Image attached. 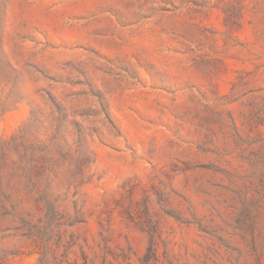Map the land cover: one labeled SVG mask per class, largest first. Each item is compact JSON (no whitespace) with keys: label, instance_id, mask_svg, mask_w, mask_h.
Masks as SVG:
<instances>
[{"label":"rangeland","instance_id":"374dc122","mask_svg":"<svg viewBox=\"0 0 264 264\" xmlns=\"http://www.w3.org/2000/svg\"><path fill=\"white\" fill-rule=\"evenodd\" d=\"M0 264H264V0H0Z\"/></svg>","mask_w":264,"mask_h":264}]
</instances>
